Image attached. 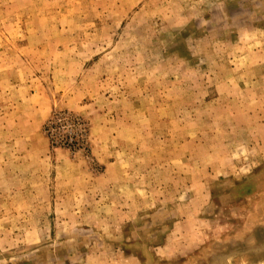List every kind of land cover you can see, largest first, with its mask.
I'll return each mask as SVG.
<instances>
[{
  "label": "rangeland",
  "instance_id": "rangeland-1",
  "mask_svg": "<svg viewBox=\"0 0 264 264\" xmlns=\"http://www.w3.org/2000/svg\"><path fill=\"white\" fill-rule=\"evenodd\" d=\"M0 264H264V0H0Z\"/></svg>",
  "mask_w": 264,
  "mask_h": 264
}]
</instances>
